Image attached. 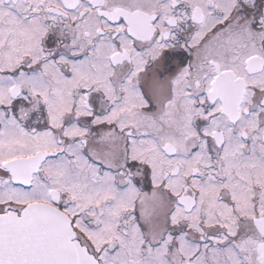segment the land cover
<instances>
[{"label":"snow or ice","instance_id":"1","mask_svg":"<svg viewBox=\"0 0 264 264\" xmlns=\"http://www.w3.org/2000/svg\"><path fill=\"white\" fill-rule=\"evenodd\" d=\"M0 264H264V0H0Z\"/></svg>","mask_w":264,"mask_h":264}]
</instances>
